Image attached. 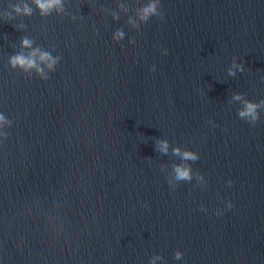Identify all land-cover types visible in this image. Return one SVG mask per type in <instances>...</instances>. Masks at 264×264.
<instances>
[{"label":"clouds","instance_id":"9594fccd","mask_svg":"<svg viewBox=\"0 0 264 264\" xmlns=\"http://www.w3.org/2000/svg\"><path fill=\"white\" fill-rule=\"evenodd\" d=\"M34 3L37 5V7L40 9L42 15L48 14L52 9H57L58 11H62V3L61 0H34ZM14 11L17 14H24V15H31V8H29L27 5H24L22 8L20 6H16L14 8ZM157 13V3L153 2L150 3L147 7L142 9V15L140 16L141 21H147L149 17L152 15H156ZM115 39L119 40L123 38V32L117 31L114 36ZM31 41L28 39H24L22 41L23 47H31ZM37 58L39 62L46 64L49 70H52L57 63V58H53L49 53L42 52L40 49L33 50L28 56H24L23 54L16 55L11 58V65L13 67L19 66L25 71H28L30 69L35 68L38 73L43 74V69L39 67V64L37 63ZM234 68H238L240 71H243L242 65H235ZM156 68L153 66V71H155ZM230 75H235V72L230 69L229 70ZM43 78H47L44 76ZM235 100H240L242 97L240 95H236L233 97ZM264 103V102H262ZM260 104L252 103L245 101L244 102V108L239 112V116L242 119H249L250 122L253 124L259 119L258 111L257 109L260 107ZM0 122H6L4 120L3 116H0ZM159 150L163 153H167L168 151V143L166 141H161L159 143ZM174 154L182 156L185 160H197L199 159L198 155L191 152V151H184L181 152L179 148L174 150ZM175 171V178L176 180H191V170L188 167H185L183 165H177L174 168ZM202 179V177H201ZM231 183V181H229ZM234 205L231 201L228 202L227 208H232ZM217 214H220L218 212ZM182 257V254L180 252L176 253V258L180 259ZM160 259V257H154L153 258V264H155V260Z\"/></svg>","mask_w":264,"mask_h":264}]
</instances>
